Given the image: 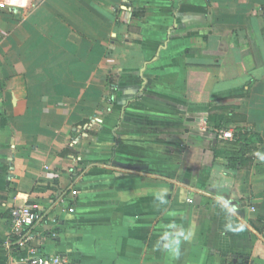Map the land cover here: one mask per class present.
Here are the masks:
<instances>
[{
  "label": "crops",
  "instance_id": "1",
  "mask_svg": "<svg viewBox=\"0 0 264 264\" xmlns=\"http://www.w3.org/2000/svg\"><path fill=\"white\" fill-rule=\"evenodd\" d=\"M2 2L0 264H264V0Z\"/></svg>",
  "mask_w": 264,
  "mask_h": 264
},
{
  "label": "built area",
  "instance_id": "2",
  "mask_svg": "<svg viewBox=\"0 0 264 264\" xmlns=\"http://www.w3.org/2000/svg\"><path fill=\"white\" fill-rule=\"evenodd\" d=\"M4 6V2L0 4V8ZM208 118H201L198 122V130L207 131ZM81 130L75 132L76 136L81 135ZM219 137L223 140H232L234 138V132L232 130H219L218 131ZM74 137L71 146L74 145L76 138ZM77 161H75V164ZM78 174V170L75 169ZM190 202V201H189ZM59 205H64L65 200L59 199L57 202ZM254 210V207L250 208ZM69 213L73 212V209L68 210ZM42 213L39 209V206L34 205H23L19 207H13L9 211V234L11 236H15L13 244L18 249H25L27 248L28 241L30 240V233L29 230L32 229L35 225L41 224L42 222ZM29 256L26 259H23L21 264H69L68 261L59 255H43L37 253L35 250H30Z\"/></svg>",
  "mask_w": 264,
  "mask_h": 264
},
{
  "label": "trees",
  "instance_id": "3",
  "mask_svg": "<svg viewBox=\"0 0 264 264\" xmlns=\"http://www.w3.org/2000/svg\"><path fill=\"white\" fill-rule=\"evenodd\" d=\"M216 130H222L223 124L217 125ZM261 143L257 135L251 133L248 136H240L233 142L227 144L223 152V158L226 159L227 168H240L245 159L249 158L256 150V146Z\"/></svg>",
  "mask_w": 264,
  "mask_h": 264
}]
</instances>
